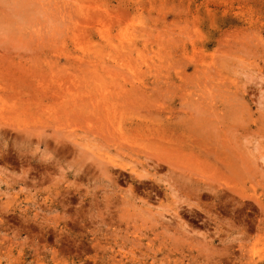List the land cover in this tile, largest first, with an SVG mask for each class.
<instances>
[{"label": "rangeland", "instance_id": "rangeland-1", "mask_svg": "<svg viewBox=\"0 0 264 264\" xmlns=\"http://www.w3.org/2000/svg\"><path fill=\"white\" fill-rule=\"evenodd\" d=\"M263 218L264 0H0V264H264Z\"/></svg>", "mask_w": 264, "mask_h": 264}, {"label": "bare ground", "instance_id": "bare-ground-1", "mask_svg": "<svg viewBox=\"0 0 264 264\" xmlns=\"http://www.w3.org/2000/svg\"><path fill=\"white\" fill-rule=\"evenodd\" d=\"M262 92V91H261ZM232 135V134H231ZM243 165V164H242ZM252 166V165H251ZM246 170V169H245ZM249 170V169H248ZM233 172V171H232ZM246 173V172H245ZM264 219V218H263Z\"/></svg>", "mask_w": 264, "mask_h": 264}]
</instances>
